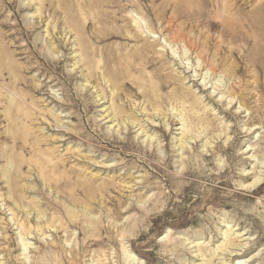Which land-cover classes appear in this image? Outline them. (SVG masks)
I'll return each mask as SVG.
<instances>
[{"label":"rangeland","instance_id":"rangeland-1","mask_svg":"<svg viewBox=\"0 0 264 264\" xmlns=\"http://www.w3.org/2000/svg\"><path fill=\"white\" fill-rule=\"evenodd\" d=\"M113 13L111 34L141 33L168 55L134 62L135 89L88 78L78 61L76 32L94 38ZM100 32L101 62L140 44ZM54 40L66 49L50 52ZM127 253L264 264V0H0V264H126Z\"/></svg>","mask_w":264,"mask_h":264},{"label":"bare ground","instance_id":"bare-ground-1","mask_svg":"<svg viewBox=\"0 0 264 264\" xmlns=\"http://www.w3.org/2000/svg\"><path fill=\"white\" fill-rule=\"evenodd\" d=\"M41 1L43 3L45 2V0H41ZM74 19H76V17L68 18L66 20V23L69 22L70 24H72V22H73ZM95 20H96L95 23L98 25V26L97 25L96 26L98 28H101V26H102L104 32L103 31L102 32L96 31L98 29V28H96V30H95L96 32L93 34L94 35V38L93 37L92 38L91 37L90 38H85L84 37L85 35L83 36V33H80L79 34L78 32H76V34H77V37L76 38L80 41V43H79V52L81 53L80 54V58H79L78 61H80L82 64H84V62L86 63L85 65H87V67H88V71H87L86 75H87L88 78L95 77L96 75H98L99 71L101 70V73L102 74H106V77H107L106 81L109 82V84L111 86H114L115 85V86H118V87L122 88L123 90H125V89L128 90L130 88L131 89H133V88L135 89V87L130 82H126L125 81V79L128 78V75H129V73L131 71L137 72V71H140V68H142L140 65H138L139 67L136 66V64L134 62L140 60L141 62L143 61L145 64H147V63L150 62V59H155L156 60V58H153V57L148 56V54L151 51L154 54L155 53H158L157 54L158 55V58H157V61L158 62L163 57L165 59L168 56L167 55V52H165V51H160L159 49L155 50L156 46H159L157 40L150 41L145 36L143 37L142 35H140L141 33L140 34L139 33H132L130 35L128 33L126 36L123 33H112L111 34L110 33V30L113 27H111L110 24H111L112 21H117V18H116L115 13H113V15H111V16H109L107 14L106 15L101 14V16L100 17H97ZM92 21L93 20H91L90 22H88V26L87 27H93V26L95 27V23H93ZM106 24H108V26ZM72 26H74V25L72 24ZM164 28L165 27H163L162 30ZM73 29H75V31H79V29H83V28H77V27L74 26ZM97 32H100L102 34H106V36L107 37H110V38H111V36H116V37L123 38L125 40H133V39H135V42H140V44L132 48L135 53L134 52L131 53V54L127 53L126 57H124L123 54H121L119 52H116L115 49L105 50L107 52V54H108L109 57H108V60H104V61L101 62L99 60H95V57L98 55L97 54L98 52H97V48L96 47H93V42L92 41H94L95 39L96 40H100V41H106L107 38L104 37V36L99 35ZM161 33H163V32H161ZM96 35L98 36L97 38H95ZM180 37H181V35L175 36V33L168 32L167 37H166V40L169 41L170 44L173 43L172 45H175L178 42L182 43L184 41V40H179ZM54 43H55V40L52 42V45ZM59 46L62 47L63 49H66L65 45L61 42L60 44H56V45L50 46L51 47L50 48V52H54L55 51V53L57 54V51L56 50L58 49ZM186 51H187V49H186ZM188 51H189V49H188ZM190 51H191V54L192 53L193 54L195 53L192 50H190ZM184 53L186 54V52H184ZM184 53H182V55ZM185 54H184V56H185ZM61 56H64V58L67 59L66 55H63V53L61 54ZM176 57H178V56H176ZM190 57H192V56H190ZM196 57H197L198 60H200L199 55L196 54ZM128 58H131V60H129ZM125 59H126V61L127 60L129 61L127 64H123L124 61H125ZM173 61H176V60L174 59ZM6 63L7 62L3 61L2 64H6ZM159 67L161 68L160 65L157 66V68H159ZM138 87H139V89H142V88L145 89V87L142 86V85H140V84H139ZM146 90H144L145 92L144 91L140 92L139 95L148 94L149 91H146ZM100 95L101 96H104L102 94H100ZM181 96H183V95L181 94ZM116 97H117V95L115 93V94H113L112 99L114 100ZM174 98H175V100H178V101L181 100V97L179 96V94L175 95ZM160 105L161 104H160L159 101L156 102V104H155V106L158 109L161 108V107H159ZM123 112H124V110L121 109L120 107H114L112 109V113H113L112 114L113 115L112 116V119L118 121V119L120 117H122V113ZM15 113H16V119H19V118L25 119V116H23L22 114H19L18 112H15ZM129 117L130 118L131 117H134V115L131 114V112H130L128 118ZM179 118H181V120H183V124H184V121L186 120L185 114L183 116L181 115ZM126 120L129 121L128 119H126ZM135 120H133V122H135ZM198 121H200V119ZM120 122H124V121H120ZM183 124H182V126H183ZM186 127H188V126H186ZM186 127H184V128H186ZM184 128L182 127V129H183L182 132L183 133H186L188 130H187V128L186 129H184ZM205 129H207V127ZM22 136L25 137L26 135L23 133ZM185 137L188 138L189 136L186 135ZM187 138H186V140H187ZM16 144H18V145L20 144V146L22 147V149H25L26 148V143H25L24 140H21L19 142H16ZM24 163H25V161L21 160V162H19L18 165H16V166H18V168L16 167L17 168L16 171L20 172V170L22 168V164H24ZM24 245L26 246V244H24ZM122 251H123V254L126 253L125 248H123ZM125 256H126V254H125ZM124 261L127 262L126 264H129L131 261L132 262H135L134 261V256H131V255H129V253H127V256H126V258H125Z\"/></svg>","mask_w":264,"mask_h":264}]
</instances>
